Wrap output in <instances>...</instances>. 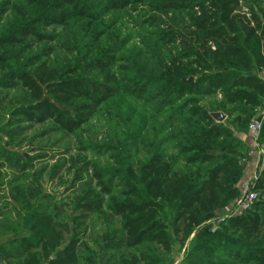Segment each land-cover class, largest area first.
<instances>
[{"label":"trees","instance_id":"obj_1","mask_svg":"<svg viewBox=\"0 0 264 264\" xmlns=\"http://www.w3.org/2000/svg\"><path fill=\"white\" fill-rule=\"evenodd\" d=\"M210 1L213 13L209 0H0V169L14 171L0 172V191L9 188L12 205L0 208V233H11H3L10 239L0 244V257L14 264H82L78 240L65 244L50 215L47 165L35 169L47 154L16 148L27 141L30 121L50 116L77 135L112 104L123 119L120 134L101 145L79 139L81 152L66 149L50 171L55 176L67 165L66 190L75 194L80 217H105L103 264L112 263L105 254L123 246L139 252H121L116 264H169L159 247L170 253L174 241L183 248L192 235L182 264H264V199L214 231L208 222L239 195L251 148L238 132L249 131L255 108L264 109V79L256 74L264 66V16L259 0L249 7L252 18L235 12L238 0ZM131 5L143 13L141 25L155 26L139 41L145 50L129 45L132 37L110 18V11ZM165 18L170 24L161 29ZM50 24L61 33L46 31ZM213 39L216 45L208 46ZM53 42L65 52L60 59L52 47L43 48ZM14 89L21 94L12 96ZM219 92L221 100L202 104ZM132 95L144 97L150 109L133 103ZM228 107L238 113L233 122L212 116L222 111L229 117ZM90 149L109 153L115 164L89 157ZM140 152L144 157L136 160ZM257 188L264 189V169ZM13 205L27 215L25 224L1 218ZM111 216H123L121 230L112 228ZM86 261L99 264L95 255Z\"/></svg>","mask_w":264,"mask_h":264},{"label":"rangeland","instance_id":"obj_2","mask_svg":"<svg viewBox=\"0 0 264 264\" xmlns=\"http://www.w3.org/2000/svg\"><path fill=\"white\" fill-rule=\"evenodd\" d=\"M256 0H238L235 4V12H247L248 18L251 17V11H250V5L252 3H255ZM209 6H208V12L213 13L216 10L213 8L211 1L209 0ZM259 7L260 15L261 17L264 16V0H259L257 3V10ZM130 8H133V6L126 7L124 9H118L110 11V18H114L118 22V27L122 30L124 36H131L132 41L129 43L132 47H137L138 49L145 50L144 46L139 44V41L141 38L148 37V35H144L146 33V30H155L154 27H150L149 24L147 25H141V20L143 17L142 12L130 10ZM141 8V7H140ZM198 14H202V11L200 10ZM252 18V17H251ZM165 23L160 27L161 29L167 28L166 24H170V20L164 19ZM156 23V21H155ZM46 31L49 33H61V28L57 25L50 24L44 27ZM179 43V42H178ZM56 42L53 43H46V45H43V48L45 51H49V48L52 47V50H50L54 57L57 59H60L62 56L65 55L64 51L58 50L57 45H55ZM177 45V44H176ZM214 46L216 45V41L213 39L208 43V46ZM174 45L171 43L169 44V47H173ZM56 50V51H54ZM49 51V52H50ZM3 71L0 68V77L2 76ZM137 92V91H136ZM21 94V91L18 89L11 90V95H19ZM135 95L130 96V100L133 103H136L139 107H146L147 109H150L151 104L148 102H144V97L142 98H136ZM222 94L219 92L217 96L213 97H205L203 99L202 104L204 106H208L209 102H212L214 100H221ZM107 106H103L102 109L96 114V116L91 119L90 122L87 124H84L82 128L79 130V132L76 134L69 133L68 131L61 128L60 124L56 122V120L53 117H45L43 122H28L29 128L27 131V141H25L20 149L16 148L17 150L26 152L27 155H35V154H47V157L39 158L35 161V169L41 168L43 165H47V170L44 173V191L45 194L50 196L51 202L53 204V207L50 209V215L53 218V222L56 225L55 228L62 232L65 237V244L68 243L69 240H78L76 245L77 250V257L80 258L82 264H86L88 261H86L89 257L95 255L97 258V261L99 264H103V260L101 261V255H99V244L102 235L104 236L108 224L105 221V217L98 215V214H87L86 217L82 216L80 217V212H77L73 209L72 200L75 197V194L73 193L72 189L66 190V186H68L69 181L71 179L72 173L68 172L67 165L62 166L59 168V171L57 175L50 176L51 167L53 164L63 158L62 156H67L65 153L66 149H69L71 153H80L81 152V145L79 142V139H81L83 142H85L87 145H101L109 142L112 138H114L116 135L120 134L121 126L123 125V119L118 115L120 112L118 111L116 106H113L111 104V108L108 110H111V113L107 111ZM233 110V107H228L227 112L228 115L225 114L226 122H233L236 117H238V113L232 112L230 114V111ZM257 111V114L251 119V122L256 119H262L264 117V109L261 107L255 108ZM41 114L43 111H41ZM1 127V123H0ZM44 130H48L47 133H44ZM241 133V132H238ZM5 135L4 133L0 132V136ZM239 135V134H238ZM31 143V145H29ZM89 157H99L98 159L101 160L103 163L112 164L113 159L109 153L105 155H96L95 149H90L87 152ZM144 152H140L136 156V160L138 158H143ZM115 164V163H113ZM0 172L3 173H12L13 170H7L5 168L0 169ZM262 173V171H261ZM259 181V180H258ZM245 183V182H244ZM7 186V184L5 185ZM244 187V184L239 188V195L242 193V189ZM120 188V187H119ZM257 190L260 193V201L261 199H264V189L257 188ZM9 192L8 187H3L0 191V208H4L6 206L10 207L7 195ZM239 195L229 203L228 206H225L222 208V210L218 211V216H214L211 219H217L221 216H224L226 214H229L232 211V207L235 204L236 199L239 197ZM6 196V197H5ZM257 201V202H258ZM7 203V204H6ZM58 206L60 207V211L57 210ZM18 206L13 205V209L4 214L1 218H7L10 220L12 224L16 225H23L25 224V219H27V215L25 212L22 211V209L17 208ZM21 210L22 217L16 216V212ZM250 210V209H249ZM109 215L111 214L110 210H107ZM248 211V210H247ZM229 218V217H228ZM226 218V219H228ZM225 219V220H226ZM2 220V219H1ZM0 220V221H1ZM224 220V221H225ZM223 222V221H222ZM124 224V218L123 216H111V225L112 228H118L119 230L122 229V226ZM25 226V225H24ZM23 227V226H22ZM4 232L0 233V244L3 243V245L10 239V235L6 236L8 234H11L10 231L3 229ZM5 233L6 235H3ZM25 233V230L21 231V234ZM125 234V232H124ZM193 236V235H192ZM192 236L186 241L184 247L182 248L180 241H174L173 242V249L170 253H168L165 248L160 246V251L162 252V256L164 258H167L169 260V264H182L183 260L186 256V248L188 247V243ZM62 245L61 247H63ZM41 247V246H40ZM37 248V252L42 254V257L44 256L43 251H41V248ZM146 247L144 246L142 250H146ZM151 248V246H149ZM109 251L103 258L110 257L112 260V263L109 264H116V262H119L121 259V252L128 253V252H139L136 251L135 247L131 246H123L120 250ZM54 256V255H53ZM52 256V257H53ZM19 260V259H18ZM13 262V263H11ZM17 262L13 259H5L3 257H0V264H14ZM115 262V263H114Z\"/></svg>","mask_w":264,"mask_h":264},{"label":"built area","instance_id":"obj_3","mask_svg":"<svg viewBox=\"0 0 264 264\" xmlns=\"http://www.w3.org/2000/svg\"><path fill=\"white\" fill-rule=\"evenodd\" d=\"M262 125V119H256L252 121L249 125V131L255 140H259ZM260 174L261 171H258L257 174H254L247 181H245L244 187L242 189L243 191L241 195H239V197L236 199L235 204L232 207V211L229 214L208 221L212 224L213 231L216 230L218 225L226 218L246 212L247 210L251 209L255 205V203L260 199V193L257 190V183L260 178Z\"/></svg>","mask_w":264,"mask_h":264},{"label":"crops","instance_id":"obj_4","mask_svg":"<svg viewBox=\"0 0 264 264\" xmlns=\"http://www.w3.org/2000/svg\"><path fill=\"white\" fill-rule=\"evenodd\" d=\"M256 74L264 79V66L260 69L256 70ZM240 138L246 141L251 150H250V158L245 161L246 167L244 171V176L242 177L239 186L241 187L245 181H247L251 176L257 174L258 171H262L264 169V142L260 143L259 140H255L250 131L238 133Z\"/></svg>","mask_w":264,"mask_h":264},{"label":"water","instance_id":"obj_5","mask_svg":"<svg viewBox=\"0 0 264 264\" xmlns=\"http://www.w3.org/2000/svg\"><path fill=\"white\" fill-rule=\"evenodd\" d=\"M193 79H194L193 76L185 78V80H189V81H190V80L192 81ZM212 116H213L215 119H217L218 121H223V120L225 119V114H224L222 111L212 112ZM242 163L244 164L245 161H242Z\"/></svg>","mask_w":264,"mask_h":264}]
</instances>
